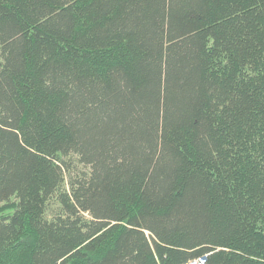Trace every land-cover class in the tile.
Wrapping results in <instances>:
<instances>
[{
	"label": "trees",
	"instance_id": "16d2710c",
	"mask_svg": "<svg viewBox=\"0 0 264 264\" xmlns=\"http://www.w3.org/2000/svg\"><path fill=\"white\" fill-rule=\"evenodd\" d=\"M1 204L0 264H264V0H0Z\"/></svg>",
	"mask_w": 264,
	"mask_h": 264
},
{
	"label": "rangeland",
	"instance_id": "374dc122",
	"mask_svg": "<svg viewBox=\"0 0 264 264\" xmlns=\"http://www.w3.org/2000/svg\"><path fill=\"white\" fill-rule=\"evenodd\" d=\"M76 167H77V169L78 170H84V172L85 171H87L88 172V169L86 170L85 168H84V166H82V165H80V164H78V163H76ZM66 186H67V188L69 189V186H68V177L66 176ZM4 204H1L0 205V207H2ZM12 212L10 211H6V212H4V213H1L0 212V217H2L3 215H9V214H11Z\"/></svg>",
	"mask_w": 264,
	"mask_h": 264
},
{
	"label": "built area",
	"instance_id": "2783aa9c",
	"mask_svg": "<svg viewBox=\"0 0 264 264\" xmlns=\"http://www.w3.org/2000/svg\"><path fill=\"white\" fill-rule=\"evenodd\" d=\"M188 264H206V259L204 258H199V259H196Z\"/></svg>",
	"mask_w": 264,
	"mask_h": 264
}]
</instances>
